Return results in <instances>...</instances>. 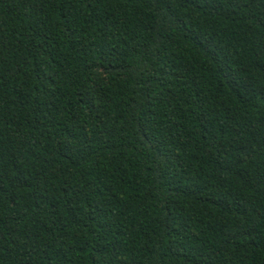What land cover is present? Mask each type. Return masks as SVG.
I'll list each match as a JSON object with an SVG mask.
<instances>
[{
    "label": "trees",
    "instance_id": "obj_1",
    "mask_svg": "<svg viewBox=\"0 0 264 264\" xmlns=\"http://www.w3.org/2000/svg\"><path fill=\"white\" fill-rule=\"evenodd\" d=\"M0 264H264V0H0Z\"/></svg>",
    "mask_w": 264,
    "mask_h": 264
}]
</instances>
